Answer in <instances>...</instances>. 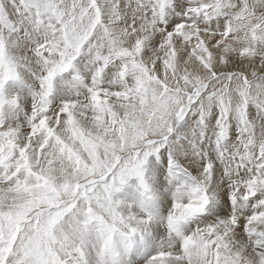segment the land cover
Masks as SVG:
<instances>
[{
  "label": "snow or ice",
  "instance_id": "6c2138e0",
  "mask_svg": "<svg viewBox=\"0 0 264 264\" xmlns=\"http://www.w3.org/2000/svg\"><path fill=\"white\" fill-rule=\"evenodd\" d=\"M0 264H264V0H0Z\"/></svg>",
  "mask_w": 264,
  "mask_h": 264
}]
</instances>
